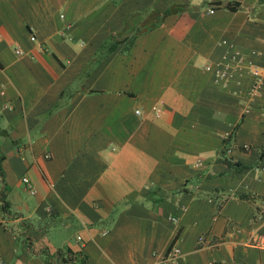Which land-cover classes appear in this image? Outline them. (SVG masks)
<instances>
[{
  "label": "crops",
  "instance_id": "1",
  "mask_svg": "<svg viewBox=\"0 0 264 264\" xmlns=\"http://www.w3.org/2000/svg\"><path fill=\"white\" fill-rule=\"evenodd\" d=\"M252 231L264 0H0L1 264H264Z\"/></svg>",
  "mask_w": 264,
  "mask_h": 264
},
{
  "label": "built area",
  "instance_id": "2",
  "mask_svg": "<svg viewBox=\"0 0 264 264\" xmlns=\"http://www.w3.org/2000/svg\"><path fill=\"white\" fill-rule=\"evenodd\" d=\"M212 10H213L212 8L208 9L209 12H212ZM29 39H33V36L30 35ZM14 51L16 53H20V49H18V48H14ZM203 67L207 70H211L219 78L220 77L222 78L223 76L227 75L226 71H224L218 67L214 68L208 63H205L203 65ZM249 71H250L251 76H252L251 87L253 89H256L259 85L260 73H259L258 69L255 68L254 66L250 67ZM152 109H153L154 113L159 112V108L155 105L152 106ZM134 112L138 113L139 110L136 108V109H134ZM21 180L25 183L26 187L28 188V190L31 193H33L35 191V188L31 185V183L29 182V180L26 176H22ZM170 219L175 220L174 217H170ZM77 238H79L78 235H77ZM249 240L257 246H264V235L262 233H259L256 231L250 232ZM152 254H153L154 259L149 264H174L178 255H179V249L176 245L170 244L162 253L157 254L156 252H153Z\"/></svg>",
  "mask_w": 264,
  "mask_h": 264
},
{
  "label": "trees",
  "instance_id": "3",
  "mask_svg": "<svg viewBox=\"0 0 264 264\" xmlns=\"http://www.w3.org/2000/svg\"><path fill=\"white\" fill-rule=\"evenodd\" d=\"M224 5L226 6V7H229V8H235V6L233 5V2H230V1H225L224 2ZM153 24V23H152ZM151 24V25H152ZM149 25H145L144 24V27L142 28H140L139 26H136L135 28V31L137 32V31H141V30H143L144 28H146V27H148ZM135 32V33H136ZM132 35H134V34H132ZM131 35V36H132ZM108 47H111L110 46V43L108 44ZM226 137H229V134L226 136ZM220 159L221 160H223V161H225V162H228V163H230L231 161H230V159L227 157V156H225V154H224V149L223 150H221L220 151ZM236 163V162H235ZM241 165V167L242 166H246V165H244V164H240ZM237 197H239V198H248V199H251L252 197H253V195H251V194H249V193H244V192H235L234 193ZM1 206H2V208H4V206H5V202L2 200V204H1ZM57 251H60V250H57ZM56 251V252H57ZM62 259L64 260V261H66L68 264H84L85 263V260H84V257L79 253V252H73V251H71V250H66V251H64V254L62 255ZM218 262H214V261H212V262H209V264H217Z\"/></svg>",
  "mask_w": 264,
  "mask_h": 264
}]
</instances>
